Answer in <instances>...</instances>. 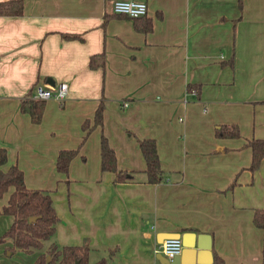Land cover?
I'll list each match as a JSON object with an SVG mask.
<instances>
[{"label":"crops","instance_id":"1","mask_svg":"<svg viewBox=\"0 0 264 264\" xmlns=\"http://www.w3.org/2000/svg\"><path fill=\"white\" fill-rule=\"evenodd\" d=\"M114 1L24 0L21 16H0V170L16 165L27 188L50 192L59 217L53 241L87 240L90 264H161L155 250L167 238L182 242L179 264H214L216 256L264 264V230L252 223L254 209H264V158L251 173L244 147L264 139V0H137L152 20L147 33L115 17ZM100 52L103 69L89 68ZM60 82L65 98L46 100L41 122L31 123L20 100ZM101 100L102 126L68 174L57 172V153L78 147ZM218 125H237L240 137H216ZM101 135L130 181L114 184L100 170ZM146 138L157 145V184L145 182L137 140ZM9 223L0 215V236ZM10 246L0 243V264H13ZM38 255L15 254L29 264Z\"/></svg>","mask_w":264,"mask_h":264},{"label":"trees","instance_id":"2","mask_svg":"<svg viewBox=\"0 0 264 264\" xmlns=\"http://www.w3.org/2000/svg\"><path fill=\"white\" fill-rule=\"evenodd\" d=\"M239 6H240V0ZM24 0L0 1V16H21ZM115 17L128 18L114 14ZM130 19V18H129ZM108 18L102 22L104 26ZM133 26L137 32L147 33L152 29V20L146 16L133 18ZM66 39H81L75 34H64ZM231 63V62H230ZM105 64L104 52L89 57L88 66L91 69H103ZM188 92L195 91L199 95V87L187 85ZM45 101L33 99L29 93L20 100L19 110L28 114L31 123L38 124L42 120ZM104 104L99 102L92 120H85L81 129L84 131L81 144L93 128L102 126ZM92 122V125H90ZM215 136L218 138H239L240 131L237 125H218L215 127ZM138 147L145 162V182L157 184L162 180V170L157 153L156 141L152 138L138 139ZM64 149L57 153L55 168L57 172L67 174L70 161L77 155L78 149ZM244 147L251 150V161L248 170L255 172L264 158V139L247 140ZM6 162V151L0 148V166ZM100 170L114 175V184L124 183L132 179L131 173L117 169L116 156L104 135L100 138ZM233 184L229 188H232ZM12 187L13 191L8 197L7 204L0 208V215L9 218L10 223L5 232L0 236V243L9 242V254L23 252L32 254L39 252L33 264H90L89 256L92 248L87 240L80 245L59 246L53 241L59 217L53 206L49 191L29 189L26 187L22 171L12 165L6 172L0 170V197ZM30 218H34L30 220ZM252 223L255 227L264 230V209H254ZM113 251L109 253L111 255ZM92 264H107L106 258H100ZM214 264H224L219 257H215Z\"/></svg>","mask_w":264,"mask_h":264},{"label":"built area","instance_id":"3","mask_svg":"<svg viewBox=\"0 0 264 264\" xmlns=\"http://www.w3.org/2000/svg\"><path fill=\"white\" fill-rule=\"evenodd\" d=\"M112 12L130 19L140 18L147 15V4L144 1L137 0H115L112 4ZM66 91L67 85L64 82L53 85H36L32 97L44 101L49 99L62 101L66 96ZM184 102H186V99H184ZM122 106H126V103H122ZM181 250L182 242L179 238H167L158 245L155 253H160L171 261L181 253Z\"/></svg>","mask_w":264,"mask_h":264},{"label":"water","instance_id":"4","mask_svg":"<svg viewBox=\"0 0 264 264\" xmlns=\"http://www.w3.org/2000/svg\"><path fill=\"white\" fill-rule=\"evenodd\" d=\"M34 218H30V220H33ZM156 258L157 260L161 263V264H179L178 258L179 256L174 257L171 261H169L168 259H166L163 255H161L160 253L156 254ZM73 264H78L77 261H75Z\"/></svg>","mask_w":264,"mask_h":264},{"label":"rangeland","instance_id":"5","mask_svg":"<svg viewBox=\"0 0 264 264\" xmlns=\"http://www.w3.org/2000/svg\"><path fill=\"white\" fill-rule=\"evenodd\" d=\"M83 137V136H82ZM82 140V139H81ZM81 143V142H80ZM80 143H79V145H80ZM83 144V143H82ZM81 144V145H82ZM79 145H78V147H79ZM77 147V148H78ZM76 148V149H77ZM79 150V149H78ZM68 174V173H67ZM67 174H65V175H67ZM55 235V234H54ZM57 244V243H56ZM17 252H15L13 255L14 256H10V257H7V261H11L13 264H29V263H27V261L26 260H21L20 258H17L16 256H15V254H16ZM91 262H93L92 260H91Z\"/></svg>","mask_w":264,"mask_h":264}]
</instances>
